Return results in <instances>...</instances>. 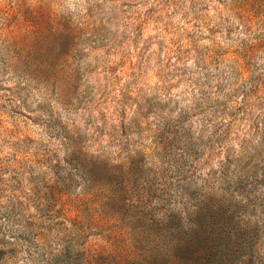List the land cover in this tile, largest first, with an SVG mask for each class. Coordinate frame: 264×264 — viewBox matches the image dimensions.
<instances>
[{"label":"rangeland","instance_id":"obj_1","mask_svg":"<svg viewBox=\"0 0 264 264\" xmlns=\"http://www.w3.org/2000/svg\"><path fill=\"white\" fill-rule=\"evenodd\" d=\"M103 2L110 26L93 22L78 68L51 84L47 51L28 53L31 76L21 61L37 22L28 0H0V241L42 264V236L71 227L123 236L127 254L70 243L57 264H213L194 244L197 211L237 194L264 212V0ZM125 179L169 209L135 219L133 240ZM205 184L212 196L192 193ZM249 231L243 264H264V231L245 252Z\"/></svg>","mask_w":264,"mask_h":264},{"label":"clouds","instance_id":"obj_2","mask_svg":"<svg viewBox=\"0 0 264 264\" xmlns=\"http://www.w3.org/2000/svg\"><path fill=\"white\" fill-rule=\"evenodd\" d=\"M28 6L33 9L37 17V22H34V27L31 29L32 43L28 44V37L25 36L24 43L28 44L23 50L21 61L25 59L31 60L32 57L28 53H33L39 49L41 52L47 51L48 60L44 64V68L50 74L49 82H66V78L70 75V70L78 68L80 57L87 49L84 47V35L93 29V22L100 26V30H105V25H109V19L114 14L112 5L104 4L103 0H28ZM264 22V20H262ZM255 23V22H253ZM264 31V29H261ZM255 32V28H253ZM51 36H59L63 38L61 46L49 44L47 49L42 47L45 45L48 38ZM25 71L31 76L35 70L36 64H31L30 67L25 66ZM70 151L72 149H69ZM95 151L91 146H85L81 152L86 154L89 158L97 159L99 161H107L101 158V154H107L104 147H100V152L93 156L91 153ZM123 171V168H120ZM124 173V171H123ZM125 199L124 204L127 208V213L122 217H131L129 227L131 232L129 236L133 240V230L131 227L135 219L141 218L143 214L149 213L152 217L159 219L165 213L169 212L163 202H150L144 203L141 199L140 193L134 184H129L127 179L124 180ZM196 187L192 193H197L203 196H212L214 189L205 184L203 188ZM199 201L192 200L184 203L183 212L193 211ZM175 207V205H173ZM159 213V215H158ZM244 227L249 228L250 225L246 224ZM96 233L93 238L89 239L87 234H77L71 227L64 229L60 232H51L42 236L40 241V252L42 264H57V261L62 257L64 250L68 244L79 246L81 253L84 254L86 250L91 256L93 250L104 252L108 244L113 246L119 245V250L126 252V239L122 236L119 241H114L111 237L105 236L103 241L95 239ZM9 248L17 249L18 246L14 243L0 241V264H29L27 256L22 251L8 252ZM7 253V254H5ZM95 264V261H94Z\"/></svg>","mask_w":264,"mask_h":264},{"label":"trees","instance_id":"obj_3","mask_svg":"<svg viewBox=\"0 0 264 264\" xmlns=\"http://www.w3.org/2000/svg\"><path fill=\"white\" fill-rule=\"evenodd\" d=\"M241 198L242 196L237 194L230 197L224 196L219 203L211 204L206 213H201L202 210L196 213L197 216L193 223L194 244L198 248V254L211 257L213 264H225L226 262L243 264V260L249 259L250 256H247L248 254L244 256L240 240L241 232L250 230L249 232L253 234L244 243L243 247L246 252L247 246H254L256 240L260 238L259 230L264 231V212H260L258 216L260 218H258L250 210L251 202L244 203L245 198ZM214 206L216 208H213ZM247 217L249 219L245 221ZM246 224L250 227H244ZM261 259L264 258L261 257Z\"/></svg>","mask_w":264,"mask_h":264}]
</instances>
